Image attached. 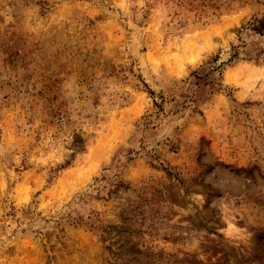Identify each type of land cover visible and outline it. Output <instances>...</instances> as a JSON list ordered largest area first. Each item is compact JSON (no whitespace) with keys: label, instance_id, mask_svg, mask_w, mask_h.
<instances>
[{"label":"rangeland","instance_id":"1","mask_svg":"<svg viewBox=\"0 0 264 264\" xmlns=\"http://www.w3.org/2000/svg\"><path fill=\"white\" fill-rule=\"evenodd\" d=\"M0 264H264V0H0Z\"/></svg>","mask_w":264,"mask_h":264}]
</instances>
